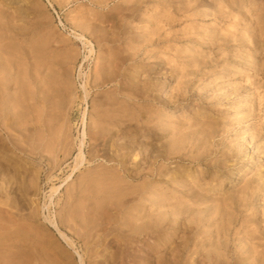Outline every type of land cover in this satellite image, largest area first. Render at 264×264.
Listing matches in <instances>:
<instances>
[{"label": "rangeland", "instance_id": "obj_1", "mask_svg": "<svg viewBox=\"0 0 264 264\" xmlns=\"http://www.w3.org/2000/svg\"><path fill=\"white\" fill-rule=\"evenodd\" d=\"M233 1L238 9L231 11L219 0H0L1 57L13 56L27 74L41 63L40 52L41 72L47 74L52 62L68 75L58 88L70 102L66 110L57 107L54 122L48 119L39 149L27 154L15 131L18 147L9 141L12 150L0 146V264H106L115 244L112 225L128 217L126 208L123 214L118 209L121 200L106 199L115 191L113 178H122L120 188L131 192L146 182L166 192L162 203L150 193L131 194L130 202L172 219L162 231V248L149 257L157 233L138 241L137 264L163 258L176 264L172 253L179 251L177 264H187L193 259L187 244L204 249L216 220L231 221L234 249L247 237L239 227L241 220L251 223L247 216L253 214V227L264 233V185L254 193L264 176V0ZM127 73L138 86L149 81L155 87L123 90ZM116 94L128 98L118 111L138 116L130 122L138 128L136 139L97 140L100 105ZM85 111L88 134L81 146ZM176 139L180 157L170 154ZM117 148L136 157L111 158ZM224 179L228 186L220 190ZM245 197L250 210L240 212ZM170 205L182 211L178 218Z\"/></svg>", "mask_w": 264, "mask_h": 264}, {"label": "bare ground", "instance_id": "obj_2", "mask_svg": "<svg viewBox=\"0 0 264 264\" xmlns=\"http://www.w3.org/2000/svg\"><path fill=\"white\" fill-rule=\"evenodd\" d=\"M219 1H220V4H218V6L220 8H222V4L224 3L225 6L230 8L231 11L238 9V7L236 6L237 4L236 1H233V0H231L230 2L228 0H219ZM4 19L5 17L3 13L0 12V21ZM0 30H2V28H0ZM76 37L81 39L84 44H87L86 38L84 37L83 34H79ZM2 38L3 36L0 34V42ZM240 38L241 40H243L241 36ZM236 39L238 38L236 37ZM245 48H247L246 45H244V49ZM13 49L17 50L16 47H13ZM2 51L4 50L0 48V53ZM35 57L37 61L39 60V62H41L39 63V66H42V64L44 63L42 62L44 61L42 54L37 51L35 54ZM17 64L18 65L14 64L13 56L12 58L9 57L7 60H4V58H2L0 55V146L8 149L9 147H11L9 143L11 142L15 147H18L16 138H13V136L17 138L18 136L11 133L15 131L21 135L22 140L25 142L26 147H27L25 152H28L27 154H29L32 151V149L40 148L41 136L44 134L43 131H45L44 127L46 126V123L49 124L48 119L50 118L49 119L50 122H54L53 120L57 119L56 117L58 116L56 115L57 107L66 110L70 102H68L67 98H63L59 96V93L61 91L59 90L58 85L61 82V79L64 77V74H59V72L54 67L55 65L54 63L52 62L48 63L49 64L48 69L47 67L45 68L46 70L49 71L47 72V74L44 72H41V68L39 66L36 68V70H34L33 68H30L26 74V70H25L26 67L24 68V71H23L22 64L20 63H17ZM227 67L228 65L226 66V69ZM80 75L83 76L81 72H80ZM133 77L134 76L131 77L130 73H127V75L124 77V82H123V83H126L127 85L122 84L123 90H127L128 88L130 89L135 88L138 90V92H140V89H141V92L143 93V92H148V90L152 88V85L153 87H155V84L152 82L149 83V81L147 82L143 81V84L140 87L135 82V78ZM66 78L68 79V75L65 74V77L63 79H66ZM105 80H108V79L106 78ZM81 87L85 89V98H87L88 91L86 89V81H84V83L81 82ZM66 88L68 90L70 89V92L68 93L71 96L70 101H72V99L75 98L74 91L73 92L71 91V88H69L68 84ZM123 95L125 97L127 96L129 100L131 99L130 94L123 93ZM128 98L120 99V97H118L116 94V95H111L107 100L102 101L100 105L101 106L100 113L102 114H101V117H99L98 121H96V125L94 126L96 129V132H94V134L97 140L99 139H103V141L112 140L114 143L115 141L114 138L117 135L120 136L121 134L126 136V139L127 138L136 139L138 128L136 124H133L130 122H132L135 119L137 120L138 116H136V114H133L134 112L130 113L129 115L125 114L121 111H118L116 107L117 104H119L120 100L124 102H128ZM83 116H84L83 117L84 128L82 132L83 138L80 139L81 146L84 145V141H85L84 139L85 137H87L86 135L88 134L87 133V121H85V119L88 118V114L86 111L84 112ZM115 126L118 128V130L116 131L113 129V127ZM208 129L209 131L214 130V127L210 126ZM53 130L55 134L57 128H54L52 126V131ZM135 139L132 140L133 145H135ZM180 142H181L180 140L176 139L175 142H171L169 144L170 154L174 153V154H177L178 157L181 156L182 154L181 150L180 148L177 147L180 145ZM133 145H130V148L134 147ZM115 151H116L115 154H112V155L108 154V155L111 158L120 157L121 162L127 161L128 156H131L132 158L136 157L134 152H132L131 150H129L128 152L129 154H126L127 153L126 150L119 149V148H117ZM104 154L106 153L104 152ZM79 158L81 160L83 159V151L81 147H80ZM80 164L77 163L76 168H78ZM185 178H190V177H188L187 175V177L185 176ZM121 179L113 178V181H114L113 183L116 184L114 186L115 191L108 192L106 194V199L114 200V201L121 200L120 201L121 203L117 204L119 206L118 209L120 213L123 214V209L126 208L128 217H126L127 220L124 223H120L117 227L113 223L118 222V220H114V222L112 221V224H113L112 226L114 229L112 233L115 232L114 237L112 238H113V243L115 244L113 246H110L112 250L111 252H109L110 254L106 256V259H107L108 264H137V260L139 259L138 258L139 255L137 254V249H136L138 241H141L142 239H144L151 232L157 233L154 244H149L148 250L146 249L147 251L145 254H148V257H149L150 253H153L154 251L162 248V244L159 242L162 238V231L166 229V226H167L166 224L170 223L172 219L168 218V216L165 213L163 215L159 214V215L153 216L152 213L149 212L150 210L149 207L145 205H136L133 202H130V200L133 201L136 197V196L132 197L131 194L137 195L140 192L141 194L140 198L150 193L151 195L156 197L155 201H157L158 203L159 202L162 203L166 197L165 191L158 192L157 190H155V188H152V183L146 182L142 184L141 187H139L140 188L139 190H137L136 192H131L129 188L128 189L120 188L118 183L121 182ZM226 180L227 179H224L219 183L220 190L228 186V182ZM257 183H258V189L255 190L254 192L255 194H258V191L260 190L262 185H264L263 175L259 176ZM206 195L207 194H204V196ZM249 199L250 197L244 198L240 212L244 211V209L247 211L250 210V207L248 206ZM115 209L117 208L115 207ZM168 209L167 210L169 211L172 217L177 216L178 218V216H180L182 213V211L177 209L176 206L174 205H170ZM113 212L115 213V211H112V215H113ZM185 212L186 211H184V213ZM107 215H108V212H107ZM247 215L248 214H246V216ZM98 218H99V215H98ZM212 218L213 216H211V219ZM247 218H249L247 220H251V223H249V225H244V222H245L244 220H241L240 222L242 223L239 225L242 231H246L247 237L243 239L241 242H237L238 244L234 245L235 249L232 248L230 244V241H231L230 236H231V232L233 231L231 221L228 223H224L223 221L216 220L214 224H212L211 226V228L212 227L215 228L214 233L207 239L204 240L203 238L202 240V245L205 247L204 249H202L201 245L199 246L196 245V248L191 250L190 249L191 244L190 245L187 244L186 252L189 251L191 253V258H193L187 264H190V263L191 264H264V233H262L260 229L253 227V225L255 224L253 222L254 220L253 214L250 216H247ZM105 220L106 219H104L103 221ZM52 223L56 225L55 222H52ZM202 223H204V220L200 218L198 226H201L203 228L204 225ZM122 224L126 225V227L123 228L121 226ZM95 231L93 232V234L95 233ZM62 235L63 237H65L63 233ZM238 241H240V239H238ZM169 254L171 253L169 252ZM181 254L182 253H180V251L177 253L175 252L172 253V260H174L176 264L181 263V260L179 258ZM201 260H203L204 262ZM168 261L166 259L164 260L163 258L160 264H166L168 263Z\"/></svg>", "mask_w": 264, "mask_h": 264}]
</instances>
